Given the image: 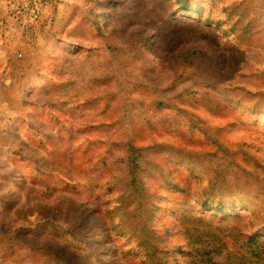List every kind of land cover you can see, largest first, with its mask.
Returning <instances> with one entry per match:
<instances>
[{"label": "rangeland", "instance_id": "rangeland-1", "mask_svg": "<svg viewBox=\"0 0 264 264\" xmlns=\"http://www.w3.org/2000/svg\"><path fill=\"white\" fill-rule=\"evenodd\" d=\"M0 264H264V0H0Z\"/></svg>", "mask_w": 264, "mask_h": 264}]
</instances>
